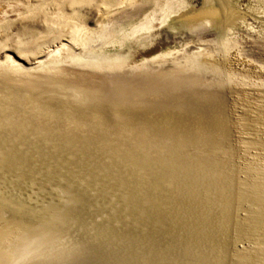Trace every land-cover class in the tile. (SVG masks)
<instances>
[{
    "label": "rangeland",
    "instance_id": "1",
    "mask_svg": "<svg viewBox=\"0 0 264 264\" xmlns=\"http://www.w3.org/2000/svg\"><path fill=\"white\" fill-rule=\"evenodd\" d=\"M0 264H264V0H0Z\"/></svg>",
    "mask_w": 264,
    "mask_h": 264
},
{
    "label": "bare ground",
    "instance_id": "2",
    "mask_svg": "<svg viewBox=\"0 0 264 264\" xmlns=\"http://www.w3.org/2000/svg\"><path fill=\"white\" fill-rule=\"evenodd\" d=\"M56 52V51H55ZM15 152V151H14ZM8 158V157H7ZM22 158V157H21ZM15 160V159H14ZM39 164V163H38ZM25 169V168H24ZM68 170V169H67ZM56 176V175H55ZM88 182H90V181H88ZM92 182V181H91ZM46 185V184H45ZM39 186V185H38ZM102 186V185H101ZM35 188V187H34ZM90 188V187H89ZM23 191V190H22ZM28 195V194H27ZM51 197V196H50ZM110 197V196H109ZM60 198V197H59ZM43 199V198H42ZM113 200V199H112ZM19 204V203H18ZM28 204V203H27ZM24 205V204H23ZM17 208V207H16ZM19 209V208H18ZM25 210V209H24ZM33 210V209H32ZM9 216V215H8ZM18 217V216H17ZM10 218V217H9ZM8 218V219H9ZM14 218V217H13ZM15 219V218H14ZM12 221H13V223H16L17 221H18V219L17 220H13L12 219ZM11 220L9 221L10 223L12 222ZM128 221V220H127ZM124 238V237H123ZM121 239V238H120ZM107 245V244H106ZM31 252V251H30ZM29 252V253H30ZM134 262V261H133Z\"/></svg>",
    "mask_w": 264,
    "mask_h": 264
}]
</instances>
